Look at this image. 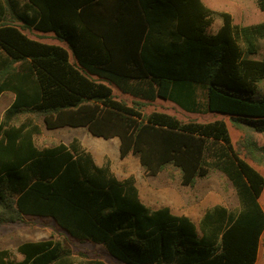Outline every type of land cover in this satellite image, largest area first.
<instances>
[{"label":"trees","instance_id":"obj_1","mask_svg":"<svg viewBox=\"0 0 264 264\" xmlns=\"http://www.w3.org/2000/svg\"><path fill=\"white\" fill-rule=\"evenodd\" d=\"M264 10V0H256ZM222 23L214 33L215 19ZM54 32L73 50L31 37ZM264 21L236 24L202 0H0V224L51 217L78 241L101 244L125 264H256L264 233ZM97 75L98 77H93ZM112 84L139 100L129 104ZM199 91L205 94L201 102ZM170 100L216 112L244 132L241 150L224 119L182 120L144 102ZM86 127L119 138L150 176L168 170L193 186L212 170L232 183L238 204L207 208L197 224L169 206L151 207L133 175L121 179L77 139L38 147L42 127ZM0 249V264H107L78 259L55 238Z\"/></svg>","mask_w":264,"mask_h":264},{"label":"rangeland","instance_id":"obj_2","mask_svg":"<svg viewBox=\"0 0 264 264\" xmlns=\"http://www.w3.org/2000/svg\"><path fill=\"white\" fill-rule=\"evenodd\" d=\"M215 7H222L233 14L234 23L252 24L264 21V10L260 9L256 0H212ZM221 21V19H218ZM25 31L33 38L43 42L67 45L59 39L54 32H41L33 28ZM255 58L264 57V38L259 40V52ZM75 60V56L71 57ZM114 93L129 104H133L138 98L122 93L114 84ZM201 102H205V94L199 91ZM14 99V94L6 91L0 94V118ZM144 102L143 113H150L154 110L165 111L176 115L182 120L195 119L198 121H210L224 119L227 121L233 141L241 150L240 140L244 132L237 129L230 122L229 117L223 113L216 112H189L170 100L157 98L152 102ZM255 139L259 144H264V133L255 132ZM77 139L95 157L99 164L110 163L112 170L121 179L133 175L140 190L142 200L151 207H158L171 204L179 212L188 214L199 224V220L207 208L215 204H223L229 208H235L238 204L235 189L227 177L219 170H212L207 176L198 178L193 186L183 185L178 172L170 176L168 170L158 175H148L142 166L139 157L130 153L126 157L120 156L119 138L105 139L92 135L86 127H61L48 129L42 127L41 132L35 136L38 147L50 146L55 143L65 142L69 144ZM249 161L264 175V163H257L250 158ZM264 208V191L260 197ZM55 238L70 246L75 256L80 258L101 259L107 264H125L113 257L101 244L90 241H78L73 239L61 228L51 217L24 215L21 219L13 222L0 224V249H8L13 256L20 259L22 256L16 251L19 244L27 240H40ZM256 264H264V233L260 242V251Z\"/></svg>","mask_w":264,"mask_h":264},{"label":"crops","instance_id":"obj_3","mask_svg":"<svg viewBox=\"0 0 264 264\" xmlns=\"http://www.w3.org/2000/svg\"><path fill=\"white\" fill-rule=\"evenodd\" d=\"M203 1V3L206 5V6H208V7H210V8H212V9H214V10H219V11H226L225 9H223L222 7H215L214 5H213V3H212V0H202ZM232 14V13H231ZM232 17H233V14H232ZM219 18H217V19H215V21L212 23V25L208 28V32L209 33H214V32H216L217 31V29L220 27V25H221V23H222V21H219L218 20ZM233 19H234V17H233ZM234 21V20H233ZM56 34V33H55ZM64 42H66L65 40H63ZM66 44L67 45H65V44H63V46L64 47H66L67 49H68V51H69V54H70V58L72 57V56H75L74 55V52H73V50L69 47V44L66 42ZM73 61H76V58H75V60H73ZM93 77H98L97 75H93ZM116 86V85H115ZM117 87V86H116ZM118 88V87H117ZM113 89H114V87H113ZM119 89V88H118ZM123 93V92H122ZM124 94H128V93H124ZM65 143V142H64ZM67 144V143H66ZM98 163V162H97ZM99 164V163H98ZM101 165V164H100ZM140 191V190H139ZM141 196V195H140ZM142 199V198H141ZM150 206V205H149ZM162 206H169L170 208H171V210H172V212L173 213H175V214H178V215H182V214H184V213H181V212H179L174 206H172L171 204H166V205H162ZM158 207H160V206H158ZM185 215H188V214H185ZM189 216V215H188ZM193 219V218H192ZM194 220V219H193ZM22 256V255H21ZM22 258V257H21ZM20 258V259H21Z\"/></svg>","mask_w":264,"mask_h":264}]
</instances>
